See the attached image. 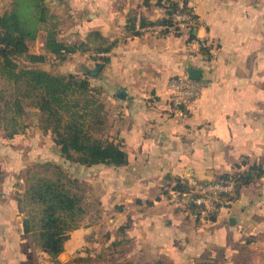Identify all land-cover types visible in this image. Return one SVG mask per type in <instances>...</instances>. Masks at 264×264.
Returning a JSON list of instances; mask_svg holds the SVG:
<instances>
[{"label":"crops","instance_id":"1","mask_svg":"<svg viewBox=\"0 0 264 264\" xmlns=\"http://www.w3.org/2000/svg\"><path fill=\"white\" fill-rule=\"evenodd\" d=\"M47 1L63 41H87L95 30L117 39L109 51L78 50L68 58L84 55L85 69L105 61L95 55L109 56L92 79L103 89L109 133L128 153L123 165H84L65 161L55 142L42 148L47 158L78 165L83 176L73 174L90 183L83 224L70 231L59 259L264 264V173L210 220L168 199L179 179L211 180L255 162L264 168V0H187L199 17L194 38L190 28L164 27L159 0ZM10 2L0 0V8ZM135 11L140 33L131 34L126 23ZM143 16L151 23L141 26ZM45 36L32 40L30 51L55 57L44 48ZM191 67L202 70V93L178 116L168 108L167 81ZM12 141L0 142V264H55L24 229L16 180L34 154Z\"/></svg>","mask_w":264,"mask_h":264},{"label":"trees","instance_id":"2","mask_svg":"<svg viewBox=\"0 0 264 264\" xmlns=\"http://www.w3.org/2000/svg\"><path fill=\"white\" fill-rule=\"evenodd\" d=\"M158 3L166 9L167 15L162 19L164 25L175 24V12H191L197 16L187 0L182 3L179 0H165L164 3L159 0ZM149 23L151 21L144 16L141 18V26ZM58 25L47 0H11L9 7L0 12V76L14 87L12 98H4L3 105L0 102V128L6 131L3 135L12 137L20 132L19 118L25 113L24 99L40 94L33 104L41 108L47 106L48 111L44 114L48 121L44 127L59 135L55 142L65 161L84 165H123L128 162V153L121 141L109 133L108 109L102 99L103 89L92 81L90 74H58L36 66H21L18 62L20 56L31 61L46 58L47 53L30 51V42L38 37L43 28L46 29V52L61 61L78 50L109 51L117 42V39L110 40L101 35L98 30L90 32L87 41L66 42L58 36ZM195 28L196 25L190 26L191 38L196 36ZM126 29L131 34L140 33L136 28V11L129 14ZM174 30L179 31L180 28L175 26ZM201 48L209 53V47L202 45ZM94 57L109 60L108 55ZM2 96L0 91V100ZM8 112L11 113L9 116ZM38 165L44 166V171H33L26 177L29 180L28 187L23 192L20 188L16 190L19 209L24 213V229L32 233L37 244L51 255L55 264H67L59 259V254L64 250L70 231L80 226L88 211L85 191H79L81 179L64 170L60 163L47 160ZM52 167L51 174L45 173ZM263 173L262 165L255 162L246 170L221 176H232L236 180L235 190L230 194L233 199L242 186ZM187 181L179 179L174 186L186 188ZM22 195L32 205L28 212L24 210Z\"/></svg>","mask_w":264,"mask_h":264},{"label":"rangeland","instance_id":"3","mask_svg":"<svg viewBox=\"0 0 264 264\" xmlns=\"http://www.w3.org/2000/svg\"><path fill=\"white\" fill-rule=\"evenodd\" d=\"M6 7H2L0 8V12H2ZM46 35V29L43 28L39 35L38 38H43ZM33 47L35 49H38V47L40 46V50H41V45L39 42H34ZM45 52L41 51L40 53L37 54H44ZM79 56V55H78ZM80 57V58H79ZM79 57L75 58L73 56H71L70 58H67L66 60H59L57 57H52L49 56L47 54L46 58L43 59L42 61H31L29 59L24 58L23 56L18 57V62L21 66H36V67H45L44 69H47L51 72L54 73H58V74H68L70 72H76L79 75H83L84 72V55H80ZM74 62H78L77 65H74ZM92 78V75H89ZM92 81H94L92 79ZM94 82H96V84H98V81L95 80ZM99 85V84H98ZM3 90V91H2ZM14 90L13 85L3 76H0V91L2 92L3 96L0 100L1 104H4V98H12V91ZM36 98H40V94H36V96L34 97H27L26 99H24V106H25V113L19 118V122L20 125V132H18V134L16 133L14 136L9 137V136H4L3 134L6 132L4 129H2V127L0 128V142L1 140H8L11 138L13 141V145H16L17 147H24L22 148L23 150H25L24 152L26 153H33L34 156L32 157V159L29 160V162L27 163L26 166H24L23 169H21L19 172H21V176L16 180V185L17 188H20L21 191L23 192L29 184V180H26V177L29 176V174L33 173V171H35L36 169L40 170L42 169L44 171V166L38 165V163L40 162H44L47 160H50L52 162H57L53 159L47 158L44 155H41V150L44 147H48V149L50 150L52 148V142H55V139H59V135H57L54 131H52V129H47L46 124H47V119H46V113L48 111L47 106L43 105L44 107H36L35 104H33V100H35ZM102 99L104 101V96L102 94ZM105 102V101H104ZM106 104V102H105ZM43 112V113H42ZM11 113L8 112L7 115L9 116ZM63 120L65 121L66 118L64 117ZM60 122V124L62 125L63 123ZM4 123V122H3ZM22 135V140H15V136L20 137ZM23 133H25L23 135ZM3 137H5L6 139H2ZM26 139V140H25ZM56 143V142H55ZM54 147V146H53ZM1 154H4L3 149L1 150ZM60 163V165L64 168V170L68 171L69 173H73V171H76V173L80 174L83 176V172L82 170L78 169V165H68L66 163ZM28 168H31L30 171H27ZM54 167H52L51 169H49L48 172H45L47 174H51L52 170ZM19 174V173H18ZM17 174V176H18ZM73 175V174H72ZM80 181V190L87 191L90 192V183L89 181H85L84 178H81ZM23 198V206H24V210L28 212V210H30L31 206L28 201L26 200V197L24 195H22ZM87 203V201H86ZM88 204V203H87ZM83 224V220L81 221L80 226ZM79 258V257H77ZM68 264H98L97 261L95 259H90V260H82V258H79L76 261H70Z\"/></svg>","mask_w":264,"mask_h":264},{"label":"built area","instance_id":"4","mask_svg":"<svg viewBox=\"0 0 264 264\" xmlns=\"http://www.w3.org/2000/svg\"><path fill=\"white\" fill-rule=\"evenodd\" d=\"M175 24L164 25L174 29L190 28L199 24V17L191 12H175ZM169 110L183 116L184 105L196 100L202 93V81L190 76L189 71L173 74L168 78ZM236 180L232 176H219L211 180L191 179L186 188L171 186L168 199L178 206L187 207L192 213L204 220L212 219L219 209L232 201L230 194L235 190Z\"/></svg>","mask_w":264,"mask_h":264},{"label":"water","instance_id":"5","mask_svg":"<svg viewBox=\"0 0 264 264\" xmlns=\"http://www.w3.org/2000/svg\"><path fill=\"white\" fill-rule=\"evenodd\" d=\"M104 65H105V61L96 60L93 66H88L87 68L84 69V72L92 76H96L100 73ZM189 74L193 78L201 79L202 70L197 67H191L189 70ZM125 95H126V89L123 86H120L117 92V96L123 98L125 97Z\"/></svg>","mask_w":264,"mask_h":264}]
</instances>
